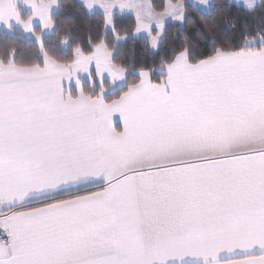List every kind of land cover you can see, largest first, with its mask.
<instances>
[{"label": "snow or ice", "instance_id": "obj_1", "mask_svg": "<svg viewBox=\"0 0 264 264\" xmlns=\"http://www.w3.org/2000/svg\"><path fill=\"white\" fill-rule=\"evenodd\" d=\"M21 2L0 0V264H264V0H80L103 15L67 56L60 0ZM130 35L150 61L116 54Z\"/></svg>", "mask_w": 264, "mask_h": 264}, {"label": "trees", "instance_id": "obj_2", "mask_svg": "<svg viewBox=\"0 0 264 264\" xmlns=\"http://www.w3.org/2000/svg\"><path fill=\"white\" fill-rule=\"evenodd\" d=\"M223 2H227V0H223ZM257 8H259V6ZM53 15L57 18V28L59 31L70 33V44L64 46L60 45L56 29L45 34L47 41L53 51H58L67 56L70 53L71 45L76 44L77 42H86L89 35L95 38L101 22L100 17L103 13L96 10L88 11L84 9L80 4V0H60V7ZM259 16L264 17V12L258 13L256 18L250 17L247 20L250 31L259 26L264 27V20H259ZM118 23L123 26L130 24L131 14H121L118 17ZM237 23L240 24L241 21L238 19ZM183 31L184 30L181 29L180 31L174 32L173 27L170 26L168 39L170 41L174 40L178 42L181 38V32ZM186 34L194 43L199 42L197 41L194 30L189 29ZM231 34L232 33L229 30V35ZM8 39L17 41L24 46L22 51L25 57L33 55V50L30 44L31 38L27 34L19 31L16 33H10L8 34ZM116 54L119 55L126 64L137 66L142 60L147 62L153 58L152 50L143 44V36L130 35L128 39L118 42Z\"/></svg>", "mask_w": 264, "mask_h": 264}, {"label": "rangeland", "instance_id": "obj_3", "mask_svg": "<svg viewBox=\"0 0 264 264\" xmlns=\"http://www.w3.org/2000/svg\"><path fill=\"white\" fill-rule=\"evenodd\" d=\"M260 2H261V0H258L257 7L259 6ZM17 8H18V10L21 12V15H22V16H23V15H26V14H30V11H31L30 8H29L28 6L23 5L22 2H21V0H17ZM94 9H95V8H94ZM94 9L91 10V11H95ZM57 10H58V8H55V9L53 10V14H54ZM50 32H52V31L46 32L45 34L50 33ZM120 42H122V41H120Z\"/></svg>", "mask_w": 264, "mask_h": 264}, {"label": "crops", "instance_id": "obj_4", "mask_svg": "<svg viewBox=\"0 0 264 264\" xmlns=\"http://www.w3.org/2000/svg\"><path fill=\"white\" fill-rule=\"evenodd\" d=\"M94 10H96V11H99V12H102V9H100V8H95ZM114 11V14L115 13H117L119 10L118 9H114L113 10ZM103 13V12H102ZM129 14H131V13H129ZM114 122H115V124L117 125V127H120L121 126V122H120V120H119V117H118V115H116V116H114Z\"/></svg>", "mask_w": 264, "mask_h": 264}]
</instances>
